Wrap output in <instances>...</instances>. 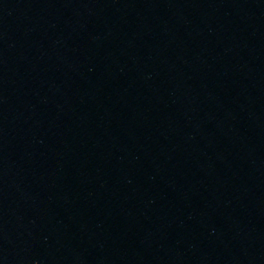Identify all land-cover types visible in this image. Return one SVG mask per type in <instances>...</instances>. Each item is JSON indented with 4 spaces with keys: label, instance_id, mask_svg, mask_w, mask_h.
I'll list each match as a JSON object with an SVG mask.
<instances>
[{
    "label": "water",
    "instance_id": "water-1",
    "mask_svg": "<svg viewBox=\"0 0 264 264\" xmlns=\"http://www.w3.org/2000/svg\"><path fill=\"white\" fill-rule=\"evenodd\" d=\"M262 264H264V260H263Z\"/></svg>",
    "mask_w": 264,
    "mask_h": 264
}]
</instances>
